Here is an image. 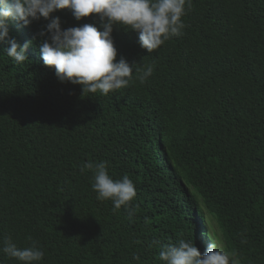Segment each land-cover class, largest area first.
I'll list each match as a JSON object with an SVG mask.
<instances>
[{
	"label": "trees",
	"instance_id": "obj_1",
	"mask_svg": "<svg viewBox=\"0 0 264 264\" xmlns=\"http://www.w3.org/2000/svg\"><path fill=\"white\" fill-rule=\"evenodd\" d=\"M185 9L182 34L152 53L113 25L117 59L153 72L144 82L134 72L106 96L59 81L37 35L52 16L62 29L102 31L98 14L7 21L10 37L32 43L22 64L0 44V249L8 237L27 247L31 236L40 264H167L161 248L183 239L264 264V0ZM100 161L134 182L131 217L81 173ZM0 264L21 262L0 250Z\"/></svg>",
	"mask_w": 264,
	"mask_h": 264
},
{
	"label": "clouds",
	"instance_id": "obj_2",
	"mask_svg": "<svg viewBox=\"0 0 264 264\" xmlns=\"http://www.w3.org/2000/svg\"><path fill=\"white\" fill-rule=\"evenodd\" d=\"M186 3L190 4V0H0V44L8 45L3 48L7 56L22 64L28 60L26 49L32 41L19 44L10 37L9 19L28 25L41 17L49 19L51 13L65 8L71 10L77 21L98 14L102 31L88 23L62 29L60 18L52 16L46 28L37 35L46 36L39 44L40 55L45 66L54 67L59 81L79 84L82 92H99L106 96L126 88L134 72L141 82L153 72L151 64L137 68L136 63L129 65L122 56L117 59L111 35L113 25L136 31L140 47L152 53L171 36L182 34ZM85 170L92 172L91 187L98 199L111 200L114 210L123 206L129 217L134 214L135 209L130 204L136 189L129 176L114 179L108 173L107 161L87 162L80 168L81 173ZM27 239L31 243L21 248L8 237L0 250L21 264H40L44 251L31 236ZM159 258L167 264H240L235 253L213 242L202 253L193 241L183 239L163 246Z\"/></svg>",
	"mask_w": 264,
	"mask_h": 264
}]
</instances>
